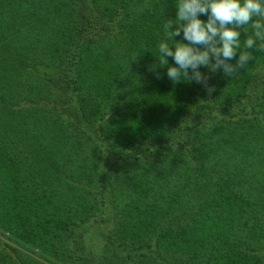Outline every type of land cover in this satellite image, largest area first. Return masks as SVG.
Here are the masks:
<instances>
[{"label":"trees","instance_id":"1","mask_svg":"<svg viewBox=\"0 0 264 264\" xmlns=\"http://www.w3.org/2000/svg\"><path fill=\"white\" fill-rule=\"evenodd\" d=\"M172 3L0 0V264H264V50L173 83Z\"/></svg>","mask_w":264,"mask_h":264},{"label":"clouds","instance_id":"2","mask_svg":"<svg viewBox=\"0 0 264 264\" xmlns=\"http://www.w3.org/2000/svg\"><path fill=\"white\" fill-rule=\"evenodd\" d=\"M171 6L175 15L164 13L153 56L173 83L204 85L205 68L234 78L264 50V0H173Z\"/></svg>","mask_w":264,"mask_h":264},{"label":"rangeland","instance_id":"3","mask_svg":"<svg viewBox=\"0 0 264 264\" xmlns=\"http://www.w3.org/2000/svg\"><path fill=\"white\" fill-rule=\"evenodd\" d=\"M57 97V96H55ZM50 105H53L55 107H58L59 104L55 103L52 101V103L50 102ZM59 110L61 111V108H59ZM64 117L69 118V113H64ZM108 226H111V224L106 223L103 228L105 230H107L106 228ZM79 237V236H78ZM81 244V240L79 238H77L71 245H73L74 249H76L77 251L83 252L82 248L80 247ZM93 246H94V251H96L97 253L100 252V254L102 253V263L101 264H105L106 262L111 263V264H119L121 261V255L117 252H114L113 250H110L108 248L104 247V242L99 238V237H95L94 238V242H93Z\"/></svg>","mask_w":264,"mask_h":264}]
</instances>
